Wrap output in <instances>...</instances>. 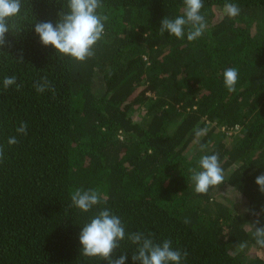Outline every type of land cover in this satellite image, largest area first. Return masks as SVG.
Wrapping results in <instances>:
<instances>
[{
    "label": "trees",
    "instance_id": "obj_1",
    "mask_svg": "<svg viewBox=\"0 0 264 264\" xmlns=\"http://www.w3.org/2000/svg\"><path fill=\"white\" fill-rule=\"evenodd\" d=\"M226 2L240 14L225 15ZM64 10L67 0H23L0 48V264H107L82 255L78 239L103 209L126 234L186 251L182 264H264L244 227L264 223L254 182L264 173V0H204L207 27L194 41L187 27L182 39L159 31L164 17L183 15V0H101L105 31L84 62L34 32ZM229 67L239 73L233 92ZM11 75L18 90L3 88ZM44 78L53 91L38 93ZM21 122L27 134L9 146ZM214 153L224 182L197 193L190 169ZM76 189L100 202L72 207ZM135 249L126 236L114 254L133 264Z\"/></svg>",
    "mask_w": 264,
    "mask_h": 264
},
{
    "label": "clouds",
    "instance_id": "obj_2",
    "mask_svg": "<svg viewBox=\"0 0 264 264\" xmlns=\"http://www.w3.org/2000/svg\"><path fill=\"white\" fill-rule=\"evenodd\" d=\"M23 0H0V48L6 45V35L16 30L13 18L21 13ZM101 7V0H67V11L58 13L55 23L43 21L34 23V32L40 43L51 46L57 54L66 56L77 62H84L95 55L94 46L102 38L107 17H102L97 10ZM204 0H183V15L170 19L167 16L160 22V33H168L178 39L185 36V28H188L187 39L194 41L201 37L207 27L201 9ZM223 12L230 18L240 14L237 4L226 2ZM22 62V57L19 59ZM239 73L234 67H229L223 72L224 85L229 92L235 91ZM5 90L15 86L19 89L15 75L5 76L2 81ZM34 88L38 93L53 91L46 78L37 81ZM27 123L21 122L16 128V136L7 139L9 146L18 143L17 136L27 134ZM204 130L198 131L197 136ZM203 150V146H201ZM4 158V146L0 145V160ZM199 169H190L191 180L194 182L195 191L200 194L207 193L210 188L221 185L224 182V170L221 167L219 154L203 155L199 160ZM255 184L264 194V173L255 178ZM180 195V194H179ZM71 206L87 213L100 202V195L96 190L76 189L71 193ZM254 216L259 214L253 213ZM244 227L250 231L255 246L264 248V223L259 218L252 222H246ZM127 239L136 246L132 253L133 264H182V260L188 255L172 247L170 240L161 243L154 241L151 236L142 232L126 234L125 226L118 215L112 214L108 209L101 210L90 222L81 227L79 244L81 254L90 258H100L107 264H126V253L118 257L114 254L119 248L120 242ZM247 242H241L237 247L243 250Z\"/></svg>",
    "mask_w": 264,
    "mask_h": 264
},
{
    "label": "rangeland",
    "instance_id": "obj_3",
    "mask_svg": "<svg viewBox=\"0 0 264 264\" xmlns=\"http://www.w3.org/2000/svg\"><path fill=\"white\" fill-rule=\"evenodd\" d=\"M231 194V192L229 191V194L228 195H230ZM252 250V253H255V252H257L258 253V251H256L255 249H251Z\"/></svg>",
    "mask_w": 264,
    "mask_h": 264
}]
</instances>
